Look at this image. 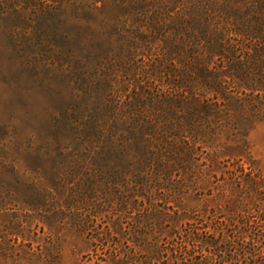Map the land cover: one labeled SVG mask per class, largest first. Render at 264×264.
<instances>
[{"label":"rangeland","instance_id":"obj_1","mask_svg":"<svg viewBox=\"0 0 264 264\" xmlns=\"http://www.w3.org/2000/svg\"><path fill=\"white\" fill-rule=\"evenodd\" d=\"M47 6L0 19V264H264L206 218L264 213V0Z\"/></svg>","mask_w":264,"mask_h":264},{"label":"trees","instance_id":"obj_2","mask_svg":"<svg viewBox=\"0 0 264 264\" xmlns=\"http://www.w3.org/2000/svg\"><path fill=\"white\" fill-rule=\"evenodd\" d=\"M66 1H68V0H51V1L50 0H0V19H7V20H9V22H13V24H11V26H12L13 32L15 33L16 31H18L19 25H17V24L19 22H27L28 23L29 20H34L35 17L38 18L40 15V14H38L40 9L44 5H46V8H48L47 3L53 2L55 6L51 10H49V11H52V13H50L48 11H46L45 13H46L47 18H48V15H50V19L48 20V22L50 21L51 23H54L55 21H58V18H59L58 12L61 9L60 8L61 5L63 7V3H65ZM42 10L44 11V9H42ZM31 16H34V18ZM48 22L45 21V26H46L45 28H48V29H46V32H48V35L44 33L43 36L47 38L45 40H48V42H52V41H49L50 40L49 37L53 38V34L49 30L51 25L48 24ZM40 24L43 25L44 23L41 21ZM53 27H54V25H52V28ZM41 43L42 42L39 41V44H41ZM240 168L241 169H239L237 167L235 170H230L231 174H233L234 177H236V178L239 177L241 179L243 176H248L249 178L247 180L249 182H251V184L252 183H255L256 185L259 184L261 187L264 188V175L263 174H261L260 172H257V173L254 172V170L251 166L244 167V164H241ZM248 168H249V170L245 171ZM241 188H243V184H242ZM246 213H247V216H241L242 219H235L234 217L229 218L225 215H212V216H207L206 218L208 219L210 217L211 221L217 219V221L219 220L220 223L229 224V225H239L242 223V224H245V225L250 226V227L253 225V223L257 225L259 223H262L264 220V213L257 215V214H254L253 211H251V210L250 211L247 210ZM208 221H206V222L208 223ZM198 223L203 225L202 222H198ZM193 227L194 228L192 230L198 229L197 226H193ZM193 234H194L193 240L195 242L198 241L201 243H205L207 245H213L216 242V240H213V241L209 240L208 237L206 239H204V237H202V235L198 232L194 231ZM239 236H241V237L244 236L243 232H241L239 234ZM256 236H258V235L254 234L253 237H252V235H250V238L256 239L257 238ZM186 249H187V252H188V255L190 258H197L196 253H194V251L192 249H190V248H186ZM226 250H228V249H226ZM208 252H209V256H212V255L214 256L215 254H217V253L212 254L211 251H208ZM208 259H210V258H208ZM206 262L209 263L208 260Z\"/></svg>","mask_w":264,"mask_h":264}]
</instances>
